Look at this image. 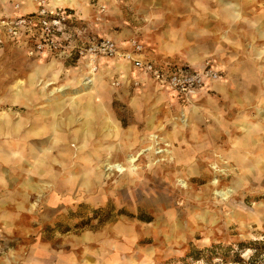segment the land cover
Returning a JSON list of instances; mask_svg holds the SVG:
<instances>
[{"label": "rangeland", "instance_id": "rangeland-1", "mask_svg": "<svg viewBox=\"0 0 264 264\" xmlns=\"http://www.w3.org/2000/svg\"><path fill=\"white\" fill-rule=\"evenodd\" d=\"M90 1L85 22L72 10L74 38L142 36L188 67L210 65L227 92L183 102L105 72L89 90L49 96L85 76L75 50L62 73L0 51V117L24 123L15 144L0 137V174L16 183L0 188V260L264 264V0ZM19 82L36 93L15 99ZM52 124L55 145L32 134Z\"/></svg>", "mask_w": 264, "mask_h": 264}, {"label": "built area", "instance_id": "built-area-1", "mask_svg": "<svg viewBox=\"0 0 264 264\" xmlns=\"http://www.w3.org/2000/svg\"><path fill=\"white\" fill-rule=\"evenodd\" d=\"M33 10L24 8L21 1L12 3L10 12L0 14V47L6 42L22 47L31 58L55 55L71 58L75 50L83 74L93 78L101 58L121 57L150 75L160 86L180 97L183 102L204 90L219 77L210 65L194 69L166 63L157 64L145 58L147 45L138 38L129 40V50L122 49L115 40L98 37L91 41L74 38L75 13L71 7L52 4V0H32ZM139 85L138 82H136Z\"/></svg>", "mask_w": 264, "mask_h": 264}, {"label": "crops", "instance_id": "crops-1", "mask_svg": "<svg viewBox=\"0 0 264 264\" xmlns=\"http://www.w3.org/2000/svg\"><path fill=\"white\" fill-rule=\"evenodd\" d=\"M16 1H21L23 3V6L24 8L28 9V10H33L34 9V4L32 2V0H0V14L2 13H6V12H10L11 9H12V3L16 2ZM77 4V7H80L82 6V8H75V7H71L73 10H77V12L81 11V15L78 17L79 19L81 20H86V17H88L90 15V13L92 12V6H91V1L90 0H76ZM52 4H56L54 0H52ZM226 5V4H224ZM225 10H229V8L225 7L224 9V12ZM231 12V9L229 10ZM225 18V17H224ZM231 19V18H229ZM84 20V22H85ZM117 38H114L112 35H93V37H90L88 38L86 35H84L82 37L83 40H88V41H91L93 40L94 38H98V37H108V38H112L113 40H115L117 42V44L124 50H129L130 47H129V40L131 38H138L140 41L144 42L145 44L148 45V42L146 41V39H143L142 36H139V35H133V36H126V33L123 32L119 35H116ZM150 45V44H149ZM7 47H12V48H16L18 50H20L25 56L29 57L25 50L18 46V45H14V44H10L8 42H6L3 46L0 47V51L2 50H5ZM147 51L145 53V58H148L154 62H156L158 65L159 64H166V63H169V64H174V65H181V66H186L182 63H180L178 59V56H175V55H171V54H164V55H161L159 54V51L158 48H153V47H147ZM31 58V57H29ZM32 59H36V60H40V59H43V61L45 60H48L49 59V63H46V64H52L55 68V71L56 70H60L61 69V72L62 73L65 69V66H64V62L61 59V57H56L55 55H46V57L44 58H32ZM193 62H196V61H199L201 58H197V57H194V58H191ZM80 62V63H79ZM77 63V66L75 67H72V69H74V71H77V73H81L82 70H81V61H79ZM46 64H43L46 65ZM42 65V64H41ZM191 66V65H190ZM188 67V66H187ZM193 68V67H191ZM99 71L98 73L96 74V76L99 78V76L102 74V73H105V72H113L114 75H117L115 78L116 80H119L121 82H123V84H128L129 86H132L133 84H136V82H138L140 85L142 86H146L148 82H151V83H154L155 86L159 89V90H162L163 92H166L167 89L160 86L150 75L148 74H145L143 71L137 69L134 64L131 62V61H128L124 58H121V57H115V58H101L99 60ZM194 69H197V68H194ZM81 70V71H79ZM39 72V71H38ZM59 73V74H60ZM82 74V73H81ZM39 75H40V72H39ZM80 75V74H79ZM97 78V80H98ZM40 80H42L43 78H39ZM56 81V80H55ZM217 82H209L206 86V88L204 90L201 91V93L203 92L204 94H209V93H212V92H215V91H221L224 89V87L226 88V91L223 92V93H226L227 92V87L225 85V82H220V83H217ZM134 86V85H133ZM140 86V87H142ZM139 87V86H138ZM200 92L195 95L194 97L198 96L199 94H201ZM203 94V95H204ZM201 95V96H203ZM193 98V97H192ZM35 113V112H34ZM37 115V112L35 113ZM34 116V115H33ZM58 117H61L59 115H57ZM24 119L25 118H29L30 116H22ZM31 118V117H30ZM35 118V117H34ZM4 120V118L0 117V121L1 122H4L2 121ZM5 121H12L13 123L17 124V123H21L23 124V121H20V122H16V120H10V119H5ZM4 128H5V124L3 125ZM10 131H6V133L4 134H0V137H8V139L13 136V134H9ZM4 135V136H3ZM14 137V136H13ZM18 138V136H16ZM0 177H4L5 180H7V183L5 185H0V188H3V187H8V186H11V185H16V183H12V178L13 177H8L6 178L5 176L1 175L0 174ZM16 182V180H13ZM22 187V185H21ZM24 188V187H23ZM26 189V188H25ZM27 191V189H26ZM24 193H15L13 195H11V198L12 200L16 201L17 202H20L21 203H25L27 202L26 200V197H24ZM17 199H20L21 201L17 200ZM6 220V219H9L8 215H0V220ZM7 225H10V223H7ZM0 264H5L3 263L1 260H0Z\"/></svg>", "mask_w": 264, "mask_h": 264}, {"label": "bare ground", "instance_id": "bare-ground-1", "mask_svg": "<svg viewBox=\"0 0 264 264\" xmlns=\"http://www.w3.org/2000/svg\"><path fill=\"white\" fill-rule=\"evenodd\" d=\"M55 1V3L56 4H64V5H74L75 6V8L77 7V5H75V4H77V2H76V0H54ZM69 7V6H68ZM38 74V73H37ZM90 75L91 74H85V76L83 77H81L80 78V81H79V84L77 85V86H75L74 88H72L70 85H65V86H63V87H54L53 89H51V91H49L48 93H43V94H48L49 96H51V95H54L55 94V92H61L62 93V95H67L68 93H70V92H72V93H79V92H83L84 90H89V89H91L92 88V83L94 84V82H95V77H93V78H90ZM96 76V75H95ZM37 79V75H32V77H31V84H30V86H33L34 85V83H35V80ZM53 84H55V82H51V83H48V84H46V86H44V88H46V89H49L50 88V86L51 85H53ZM20 88V90H17V93L15 94V96H14V98L15 99H20L21 97H25L26 96V93H30V94H35L36 93V91L34 90L35 89V87L33 88V91H30V90H24L23 89V86L21 85V83L19 82L18 83V89ZM52 88V87H51ZM26 89V88H25ZM86 92V91H85ZM91 94H92V92H91ZM91 96V95H90ZM21 100H22V98H21ZM47 100H48V98H47ZM50 101H52V99L51 98H49V102ZM5 104V103H4ZM3 104V105H4ZM6 105V104H5ZM62 106V105H61ZM58 109V108H57ZM61 110V109H60ZM86 113V112H85ZM55 114V113H54ZM41 118H42V116H41ZM31 120H32V118H31ZM2 121H4V122H1L0 121V134H4V133H6V131H10L9 132V134H13V136L15 137V136H18V138L17 139H14V137L12 136V137H10L12 140H14V144H15V142L18 140V141H20V133H22V128H23V124H21V123H17V124H15V123H13L12 121H5V119L4 120H2ZM17 122H18V120H17ZM40 122H41V120H40ZM46 123V122H45ZM5 124V128H4V125ZM27 126V125H26ZM116 126V125H115ZM49 129L50 130H52L53 132L51 133V132H46V128H44V129H40V130H37V131H33V135L34 136H42L47 142H49L50 144H53V145H55L56 143H57V141H58V139L59 138H62V135L60 134V133H58L57 132V130H56V124H52L50 127H49ZM110 130V129H109ZM107 131H108V129H107ZM32 132V131H31ZM30 132V133H31ZM70 132V131H69ZM4 136V135H3ZM41 138V137H40ZM39 138V139H40ZM20 145V144H19ZM27 146V145H26ZM11 147H14V146H11ZM21 147V146H20ZM22 148V147H21ZM45 149V148H44ZM33 150V149H32ZM26 151V150H25ZM35 151V150H34ZM47 151V150H46ZM45 151V152H46ZM28 154V153H27ZM143 154V153H142ZM16 155V154H15ZM26 156V155H25ZM130 157V156H129ZM117 158V156H114V160ZM26 159H27V157H26ZM130 160V159H129ZM130 161H132V159L130 160ZM109 165H111L112 167H119V166H121V165H119V164H117V163H115V162H113V160L112 161H110L109 162ZM121 168V167H120ZM29 169H31V168H29Z\"/></svg>", "mask_w": 264, "mask_h": 264}]
</instances>
